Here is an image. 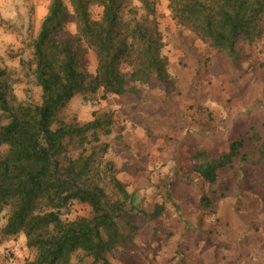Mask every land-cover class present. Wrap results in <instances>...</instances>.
Returning <instances> with one entry per match:
<instances>
[{"label":"trees","instance_id":"16d2710c","mask_svg":"<svg viewBox=\"0 0 264 264\" xmlns=\"http://www.w3.org/2000/svg\"><path fill=\"white\" fill-rule=\"evenodd\" d=\"M68 0L75 34L66 29L63 0H49L30 56L19 70L0 65V238L24 237L31 256L23 264H110L119 245L131 243L137 216L146 212L105 158L112 131L109 113L79 122L62 111L75 95L101 98L136 93L156 84L168 92L173 83L156 0ZM172 18L237 65L240 44L264 36V0H166ZM101 7L94 18L90 7ZM91 49L93 72L81 56ZM25 76L39 88V101L17 99L13 86ZM88 94V95H87ZM253 144L232 138L226 149L189 148L192 169L207 184L234 164L264 168V133ZM214 195L213 197H216ZM213 199L201 195L200 206ZM88 213L72 215L73 205ZM155 205L152 215L161 214Z\"/></svg>","mask_w":264,"mask_h":264},{"label":"rangeland","instance_id":"374dc122","mask_svg":"<svg viewBox=\"0 0 264 264\" xmlns=\"http://www.w3.org/2000/svg\"><path fill=\"white\" fill-rule=\"evenodd\" d=\"M63 1L69 15L65 27L75 34L71 7ZM156 1L173 80L169 91L148 84L139 85L135 94L75 95L62 111L79 122L112 116L105 158L146 212L137 216L133 242L119 245L109 255L110 264H264V168L235 161L215 184H207L189 158L194 145L224 150L232 138L252 145L250 135L264 133V36L242 42L234 65L177 24L166 0ZM48 2L0 0L1 66L19 70L18 58L30 56L29 43ZM90 13L99 17L101 7L91 6ZM81 63L94 71L91 49ZM13 91L19 100L39 101V88L25 76ZM201 195L213 199L207 208L199 204ZM156 204L162 212L152 215ZM87 213L85 204L75 202L72 215ZM31 254L22 235L0 238V264H23Z\"/></svg>","mask_w":264,"mask_h":264}]
</instances>
